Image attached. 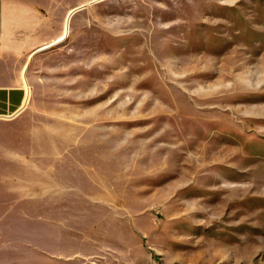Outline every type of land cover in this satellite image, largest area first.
Segmentation results:
<instances>
[{
	"label": "rangeland",
	"instance_id": "374dc122",
	"mask_svg": "<svg viewBox=\"0 0 264 264\" xmlns=\"http://www.w3.org/2000/svg\"><path fill=\"white\" fill-rule=\"evenodd\" d=\"M75 3L31 73L60 176L27 264H264V0Z\"/></svg>",
	"mask_w": 264,
	"mask_h": 264
},
{
	"label": "crops",
	"instance_id": "0c3cea01",
	"mask_svg": "<svg viewBox=\"0 0 264 264\" xmlns=\"http://www.w3.org/2000/svg\"><path fill=\"white\" fill-rule=\"evenodd\" d=\"M83 7L75 0H0V264H27L28 216L58 214L59 147L38 143L23 104L35 87L36 61L67 39L39 50L72 36ZM47 253L58 261L53 249Z\"/></svg>",
	"mask_w": 264,
	"mask_h": 264
},
{
	"label": "bare ground",
	"instance_id": "6f19581e",
	"mask_svg": "<svg viewBox=\"0 0 264 264\" xmlns=\"http://www.w3.org/2000/svg\"><path fill=\"white\" fill-rule=\"evenodd\" d=\"M64 38H65V36H61L57 41H55V42H53V43H51V44H48V45L42 47L39 51H43V50H46V49H49V48L55 46L56 44H58V43H60L61 41H63ZM30 97H31V92H30V90H28L27 99H26V101H25V104H23L24 107L28 105L29 100H30Z\"/></svg>",
	"mask_w": 264,
	"mask_h": 264
}]
</instances>
